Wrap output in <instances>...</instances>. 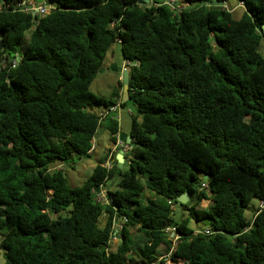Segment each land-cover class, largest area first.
Instances as JSON below:
<instances>
[{
	"label": "trees",
	"instance_id": "16d2710c",
	"mask_svg": "<svg viewBox=\"0 0 264 264\" xmlns=\"http://www.w3.org/2000/svg\"><path fill=\"white\" fill-rule=\"evenodd\" d=\"M183 1L37 0L53 8L33 15L28 0H0L4 264H166L168 253L174 264H264V0H238L240 18L227 0ZM116 42L136 107L128 169L101 161L72 187L55 164L92 155L117 114L99 116L116 91L91 90ZM107 129L116 143L117 117ZM174 206L188 212L176 220Z\"/></svg>",
	"mask_w": 264,
	"mask_h": 264
},
{
	"label": "rangeland",
	"instance_id": "374dc122",
	"mask_svg": "<svg viewBox=\"0 0 264 264\" xmlns=\"http://www.w3.org/2000/svg\"><path fill=\"white\" fill-rule=\"evenodd\" d=\"M35 4L39 3L37 0H32ZM177 1L179 5H186V3L183 0H174ZM227 7L231 9L234 16L236 18H240L242 15V11L244 9V6L239 3L238 0H227L226 1ZM29 37V34L27 35ZM260 51L262 55L264 56V41L263 45L260 48ZM126 61L124 60L123 54H122V44L120 42H116L112 45V47L109 49L105 64L103 67V72H99L93 81L91 85V90L105 98H113V91L114 88L119 90V82L124 84V75L126 68L128 69V66L125 68ZM117 66L118 70L114 69V66ZM123 100V99H122ZM126 102V104L121 108L120 110V116H116L117 120L119 121L121 127L123 128V133H127L130 131L132 126V114L129 111H133L136 113V107L133 104V102L129 99L123 101ZM94 146L96 147V151L92 153L90 156H84L82 159H75L71 164H64V163H57L55 164V167L57 169H63L67 175V178L69 180V183L72 187H78L83 184V182L87 179L88 176H90L93 172L94 167L100 163L101 161H105L107 158L104 156L106 150L112 146L111 140H110V132L109 130L99 127L97 130V134L94 138ZM121 151V150H120ZM110 153H108L109 155ZM115 153L113 155V158L111 160V163L116 162ZM124 169H128V165L126 164L124 166ZM119 179V175L116 174L109 182L108 187L110 189H115L117 181ZM207 201L204 202L203 205H206ZM259 204V201L252 200L249 208L246 211V215L249 218H252L254 211L251 210L252 208L257 207ZM175 209V219L180 220L182 218V210L183 212H188V210L180 209L178 206L173 207ZM107 213H104L102 215V218L100 220V226H104L107 221ZM120 224V222H118ZM190 226L196 230H203L208 227V221L206 220H195L192 219L190 222ZM165 253L164 248L161 249V247L157 251V256H160ZM165 255V254H164ZM4 252L0 248V264H4ZM172 264V263H167Z\"/></svg>",
	"mask_w": 264,
	"mask_h": 264
},
{
	"label": "built area",
	"instance_id": "2783aa9c",
	"mask_svg": "<svg viewBox=\"0 0 264 264\" xmlns=\"http://www.w3.org/2000/svg\"><path fill=\"white\" fill-rule=\"evenodd\" d=\"M24 3H27L25 5V8H24L26 11H32L33 13L39 14V15L48 14L53 8V6L51 4H48V3H37V4H35L34 1H32V0H28V2H24ZM177 7L178 8L184 7V5H182V6L177 5ZM14 63H16V61ZM129 64H130V62L127 61L126 64L124 65L125 68L127 66L129 68ZM125 70H128V69L126 68ZM122 102L123 101L121 99H119L114 105L100 109L99 110L100 119L102 120V119L106 118L110 113H113V112H116L118 114L122 108ZM129 112H131V114H133V111H129ZM117 137H118V140L116 143H114V148L112 150V154H114V152L116 150H118V148L121 149V151L123 152L124 155L127 154L131 149L130 144L121 140V137L119 134H117ZM95 149H96V147L94 146V142H93V145H92L91 149L89 150V153L92 154L95 151ZM112 154H110V156L108 157L107 162L105 164V166L108 168L112 167V163H111V160L113 158ZM207 187H208L207 183H203V188H207ZM96 200L98 202H102V203L108 202L106 193L103 190V188H101L98 192H96ZM261 206H263V202H261ZM121 229H122L121 224H119L118 222L114 223V231L111 233L110 240H109L110 245L114 246L115 244L118 243L119 238H120L119 232L121 231ZM167 230L172 231V235L175 234V232H174L175 228L174 227L167 228ZM197 233H207L208 234V233H210V229L205 228L203 230H197ZM170 256H171V253H168L162 257L163 259H165L166 264L167 263L174 264L173 261L170 259Z\"/></svg>",
	"mask_w": 264,
	"mask_h": 264
},
{
	"label": "water",
	"instance_id": "95a60500",
	"mask_svg": "<svg viewBox=\"0 0 264 264\" xmlns=\"http://www.w3.org/2000/svg\"><path fill=\"white\" fill-rule=\"evenodd\" d=\"M150 1H151V0H140V3H141V4H145V3H148V2H150ZM211 4H213V5H223V2H222V1H218V0H214V1L211 2ZM33 15H36V14L33 13ZM263 29H264V25H263ZM114 69H115V70H118V68H117L116 65L114 66ZM103 71H104V70H103V68H102V69H100L99 72H103ZM130 90H131V88H130V86H129V76H128V71H125V75H124V93H123V101L129 99V92H130ZM121 140H123V141H125V142H127V143H130L131 140H132V136L123 133V134L121 135ZM119 155H120V160H121V162H122V163L125 162V164H127L126 158H125V156H124V154H123L122 151L119 153ZM119 166H120V165H119ZM189 199H190V196H189L188 193H184V194H182V195H180V196L178 197V201L181 202L182 204H186V203H188Z\"/></svg>",
	"mask_w": 264,
	"mask_h": 264
},
{
	"label": "crops",
	"instance_id": "0c3cea01",
	"mask_svg": "<svg viewBox=\"0 0 264 264\" xmlns=\"http://www.w3.org/2000/svg\"><path fill=\"white\" fill-rule=\"evenodd\" d=\"M117 92L118 94H119V98L121 97V99H123V93H124V84H122V83H120L119 82V90H117L116 88H114V91L113 92ZM115 116H120V112L118 113V114H111V115H109L105 120H104V122H103V124H102V126L101 127H103V128H105V129H107V127L109 126V124H110V122L112 121V119H115L116 117ZM120 124V123H119ZM108 130V129H107ZM123 128L121 127V125H120V132H119V135H120V137H121V135L123 134ZM125 134H127V135H130V131L129 132H127V133H125ZM112 143V142H111ZM113 148H114V143H112V146L111 147H109L107 150H106V152H105V154H104V156L108 159V157L110 156V154H112V150H113ZM121 149L119 148L118 150H116L114 153L116 154L115 155V158H116V160L118 161V165H120L119 167L120 168H124V166L126 165L125 164V162H121V160H120V155H119V153L121 152L120 151ZM95 151H96V149H95ZM94 151V152H95ZM108 153H110L109 155H108ZM112 155H114V154H112ZM125 156V158H126V161H127V157H126V155H124ZM106 159V160H107Z\"/></svg>",
	"mask_w": 264,
	"mask_h": 264
}]
</instances>
